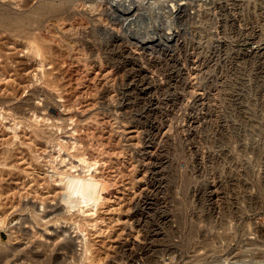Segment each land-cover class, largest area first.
I'll return each instance as SVG.
<instances>
[{
    "label": "rangeland",
    "instance_id": "obj_1",
    "mask_svg": "<svg viewBox=\"0 0 264 264\" xmlns=\"http://www.w3.org/2000/svg\"><path fill=\"white\" fill-rule=\"evenodd\" d=\"M41 1L0 0V264H264V0Z\"/></svg>",
    "mask_w": 264,
    "mask_h": 264
},
{
    "label": "bare ground",
    "instance_id": "obj_2",
    "mask_svg": "<svg viewBox=\"0 0 264 264\" xmlns=\"http://www.w3.org/2000/svg\"><path fill=\"white\" fill-rule=\"evenodd\" d=\"M48 1V0H47ZM59 1V0H58ZM66 1V0H65ZM65 1L61 2L60 0V3L59 4V7H56L55 4L52 5V1H49V2H44L43 0L37 5L38 7H34L32 9H34V11L32 10V12L34 13V16L36 18H40L42 16H47V14H52V16H60V14L62 15L63 12L65 10H67V4L65 3ZM70 1V0H69ZM67 2V1H66ZM65 3V4H64ZM70 3V2H69ZM90 3V2H89ZM99 4V3H98ZM71 5V4H70ZM180 5V4H179ZM67 7V8H66ZM6 12V7L3 8L1 7L0 5V17H2L3 14H5ZM8 13V12H7ZM27 14V13H26ZM26 14H24L23 16L25 17L24 19H22L23 17H21V19L23 21H21L20 25H23L26 21H27V24L30 22L28 19L30 18L29 15L25 16ZM11 16L13 14H10ZM10 15H7L6 18H8V16ZM18 15V14H17ZM10 16V20L12 19H16L15 15H13L14 17L11 18ZM21 16V15H20ZM51 16V15H50ZM51 16V17H52ZM3 17L5 18V15H3ZM3 17H2V20H3ZM62 17V16H61ZM20 18V17H19ZM32 18V17H31ZM43 18V17H42ZM58 18V17H57ZM61 19V18H60ZM8 20V19H6ZM39 20V19H38ZM58 20V19H57ZM1 21V20H0ZM20 21V20H19ZM2 22V21H1ZM17 22H18V19H17ZM16 22V23H17ZM43 22V21H42ZM72 22V21H71ZM9 23V21H8ZM11 23V21H10ZM15 24V26L17 27V24ZM4 24V23H3ZM7 23L5 22V25ZM19 24V23H18ZM31 24V23H29ZM4 25V26H5ZM10 26H12V24H9ZM7 26V25H6ZM32 27V26H31ZM17 28H20V26L18 25ZM55 29V28H54ZM16 30V29H15ZM75 30V29H74ZM72 34V33H71ZM55 38V37H54ZM34 41H37L36 39ZM69 43V42H68ZM33 44H37V43H33ZM39 44V43H38ZM75 44V43H74ZM34 46V49L30 47V49H32L34 52L35 55L37 56H40L41 60H39L40 62L43 61L45 58H47V56L45 55V53L42 51H40V48H38L40 45L38 46ZM49 45V44H47ZM29 49V50H30ZM58 49V48H57ZM47 50V48H46ZM63 50V49H62ZM61 50V51H62ZM59 52V51H58ZM47 54V52H46ZM60 55V54H59ZM54 58V57H52ZM50 59V58H49ZM48 59V60H49ZM46 61V59L44 60V62ZM50 62V60H49ZM48 73V76L50 75L49 72ZM47 73L45 74V76L47 75ZM50 76H53V75H50ZM44 79H48L46 80L48 82V84L52 81L50 79V77L48 78H45L43 77ZM55 79V78H54ZM51 80V81H50ZM44 81V80H43ZM47 82H46V85H47ZM53 83V82H52ZM51 84V83H50ZM53 85V84H52ZM39 96V95H38ZM40 97V96H39ZM7 109V108H6ZM51 111V110H50ZM20 112V110H19ZM18 116V115H17ZM10 117V116H9ZM12 117H13V114H12ZM45 117V116H44ZM43 117V118H44ZM48 117H46L47 119ZM48 120V119H47ZM53 125H55V122L52 123ZM40 129V128H39ZM34 130V129H32ZM42 130V129H41ZM35 131V130H34ZM46 133V132H45ZM58 145V144H57ZM80 155V154H79ZM80 161H82V163L84 162V164H82L83 166L81 167H87V171L89 170V167L91 165V162L88 163L86 162L87 160H85V158L83 159H79ZM62 161H65V160H62ZM71 168V167H70ZM70 168L69 170H60V171H57V174H58V178L56 179L57 181H59L60 185H61V194L59 195V200L61 202H63V205L62 207L65 209L66 212H71L73 214L74 211H79L81 213H85L86 211H89V210H92L95 208L96 206V202L99 198V194L100 192L104 189L103 188V185L104 187L106 188L105 184L101 181L100 179L97 180V178H95L93 175H91V173H86L85 171H80V172H77V173H74L73 171H70ZM65 169V168H64ZM103 183V185H102ZM139 198V197H138ZM100 199V198H99ZM24 208V207H23ZM148 211V210H147ZM69 223L71 224L72 226V230H70V232H72V234H68V238L69 239H73V243H79V248H77L79 250V252L81 250H83L84 252V255L86 254L85 252H87V246L84 244H86L82 238L85 236L84 234V230L85 228L82 227V223H80L79 221L77 222L76 220H74L73 216L72 217H69ZM72 218V219H71ZM1 219V218H0ZM76 221V222H75ZM0 222L2 223V220H0ZM68 221H65L66 226H70V224H67ZM137 223V222H136ZM2 225V224H1ZM64 232H67L68 229H63ZM69 233V232H68ZM66 234V233H65ZM1 244V243H0ZM5 243L3 242V245ZM2 245V246H3ZM5 246V245H4ZM81 247H84L83 249H81ZM4 249V248H3ZM81 249V250H80ZM82 252V251H81ZM80 252V253H81ZM83 258L84 256L81 255ZM85 258V257H84ZM226 260V259H225ZM224 264L225 261L222 260V262H220V264ZM66 264H76L73 260L71 261H68ZM229 264V263H228Z\"/></svg>",
    "mask_w": 264,
    "mask_h": 264
}]
</instances>
